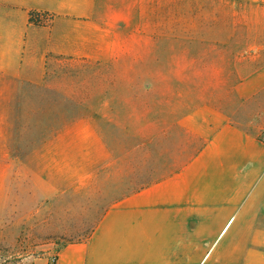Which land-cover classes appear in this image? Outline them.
Instances as JSON below:
<instances>
[{"label": "rangeland", "instance_id": "1", "mask_svg": "<svg viewBox=\"0 0 264 264\" xmlns=\"http://www.w3.org/2000/svg\"><path fill=\"white\" fill-rule=\"evenodd\" d=\"M144 5L155 35L120 52L138 61L50 64L46 85L0 94V264H54L62 247L87 239L113 197L162 162L178 94L229 98L236 79L264 62V6ZM201 60L222 79L186 67Z\"/></svg>", "mask_w": 264, "mask_h": 264}, {"label": "crops", "instance_id": "2", "mask_svg": "<svg viewBox=\"0 0 264 264\" xmlns=\"http://www.w3.org/2000/svg\"><path fill=\"white\" fill-rule=\"evenodd\" d=\"M146 1L0 0V94L46 85L50 64L138 61L120 52L155 35ZM215 65L186 67L220 80ZM235 82L222 100L178 94L162 162L114 196L89 237L62 247L54 264H264V62Z\"/></svg>", "mask_w": 264, "mask_h": 264}, {"label": "built area", "instance_id": "3", "mask_svg": "<svg viewBox=\"0 0 264 264\" xmlns=\"http://www.w3.org/2000/svg\"><path fill=\"white\" fill-rule=\"evenodd\" d=\"M260 142L264 145V128L260 131Z\"/></svg>", "mask_w": 264, "mask_h": 264}, {"label": "trees", "instance_id": "4", "mask_svg": "<svg viewBox=\"0 0 264 264\" xmlns=\"http://www.w3.org/2000/svg\"><path fill=\"white\" fill-rule=\"evenodd\" d=\"M30 21H31V22H36V17L33 16V15H31V16H30Z\"/></svg>", "mask_w": 264, "mask_h": 264}]
</instances>
